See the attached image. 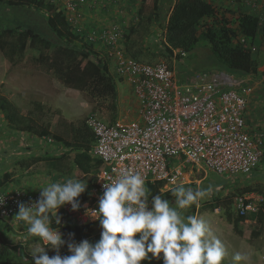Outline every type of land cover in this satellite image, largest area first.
<instances>
[{"label": "built area", "instance_id": "2783aa9c", "mask_svg": "<svg viewBox=\"0 0 264 264\" xmlns=\"http://www.w3.org/2000/svg\"><path fill=\"white\" fill-rule=\"evenodd\" d=\"M85 2L63 0L68 21L78 32L85 29L79 8V3ZM125 35V28L114 24L89 32L87 40L105 50L119 79L133 87L140 115L134 121L112 124L94 114L86 120L94 136L90 154L99 161V167L86 198H78L79 210L73 211L71 205L60 208L62 225L58 227L62 235L67 226L99 222L88 212L98 209L102 185L123 172H139L147 189L150 184L162 183L161 191L167 192L186 185L189 168L240 178L251 176L264 160V135L252 134L246 125L251 88L235 86L226 74L179 84L176 71L166 63L147 64L129 56L123 46ZM173 54L185 57L180 50ZM43 141L49 145L54 142L50 137ZM148 195L151 200L153 195ZM0 197L5 198L0 205V221L17 223L13 220L19 203L31 205L38 201L40 191L0 190ZM263 205L264 196L247 193L235 198L234 209L238 216L247 218L258 214ZM246 223L251 221L247 219Z\"/></svg>", "mask_w": 264, "mask_h": 264}, {"label": "trees", "instance_id": "16d2710c", "mask_svg": "<svg viewBox=\"0 0 264 264\" xmlns=\"http://www.w3.org/2000/svg\"><path fill=\"white\" fill-rule=\"evenodd\" d=\"M0 4L8 8H16L22 12L25 9H33L38 13H45L44 30H38L36 24L30 22L24 26L21 20L13 23L14 25L0 29V51L2 55L14 61L16 58H24L29 50L39 49L46 55L43 59L52 56L50 63L51 71L63 81L66 86L74 81V87L80 91H87L94 98L100 97L108 99L118 97L116 81L111 75L110 65L107 57L94 51L95 44L87 40L90 30L84 29L78 32L68 21V16L64 8L59 9L54 4L44 0H0ZM85 3H79V8ZM143 12H149L147 21H159L165 30V46L174 50L190 53L204 43L209 49V62L211 66L221 67L223 71H237L244 76H256L259 74V53L264 40V16L251 12L241 11L230 15V11L224 7H218L208 0H141ZM171 9L167 23L161 22L165 14V7ZM150 9V10H148ZM144 23V22H141ZM139 26H133L126 30L124 48L128 55L132 53L136 45L132 36L138 31ZM145 37L144 40H146ZM160 40L158 45L160 46ZM207 51V52H208ZM212 56V58H211ZM214 57V58H213ZM0 112L6 115L11 125H16L19 131L32 133L34 127L32 122L24 123L23 118L18 112H11L10 103L7 99L0 97ZM42 137L53 138L55 143L63 144L75 153L74 162L79 173L88 174L94 169L89 168V164L95 160L91 154V146L94 144L92 131L86 122L79 126H72L71 141L61 135L41 134ZM90 154V155H89ZM85 157L79 161V157ZM99 164V161H97ZM88 165V166H87ZM90 167H92L90 165ZM99 167V166H98ZM96 171V170H95ZM0 182V188L2 187ZM162 183L148 186V192L154 195H161L174 201L172 190L162 192ZM1 190V189H0ZM256 189L247 187L244 190L238 189V195L255 193ZM88 193V192H87ZM84 193L83 198H86ZM225 208L226 219L229 223L238 226L250 220L256 225L255 236L259 237L264 229V205L262 210L256 215L247 218L233 214L235 200L233 196L224 198L217 208ZM192 208H196L193 205ZM194 215V214H192ZM53 228L58 226L52 223ZM100 223H92L86 226H67L63 229V237L67 242H80L84 239L95 243L100 239ZM70 233H75L74 239ZM138 235V234H137ZM64 250L69 252L67 243ZM68 255V253H65ZM0 264H17L13 254L7 246L0 250Z\"/></svg>", "mask_w": 264, "mask_h": 264}, {"label": "rangeland", "instance_id": "374dc122", "mask_svg": "<svg viewBox=\"0 0 264 264\" xmlns=\"http://www.w3.org/2000/svg\"><path fill=\"white\" fill-rule=\"evenodd\" d=\"M44 1L54 4L55 7L59 9L63 8V0ZM44 14L45 13L40 14L33 9H25L20 12L19 9H11L0 4V29L12 26L14 25L13 23L21 20L24 26L33 22L36 24V27H38V30L40 29L43 31L46 23L44 17L46 15ZM161 30V27L160 29L157 27L156 29L147 28L146 26L145 28H143V26L140 27V33L142 35L144 33V37H147L146 40L148 41L142 40L145 45L136 43L134 46L132 53L137 55L136 60L147 64H157L160 62L166 63L176 71L179 84H191L194 83V81L203 82L211 79L215 75L216 71L213 70L212 66L209 64V58H207L206 55H209V49L203 42L200 43L194 52L186 53V57H175L173 54L174 49L170 47L167 48L165 46L166 44L163 43V40H161L160 46L156 45L151 48H149L150 46H146L148 43H153L152 35L154 33H159ZM94 51L100 55L103 53L101 46H95ZM44 56L46 57V55L39 49L29 50L26 52L24 58H16L14 61H10L9 59H6L0 51V95L1 93L6 95V92L8 93L9 90L12 89L10 86L6 85V82L9 85L12 79L15 84H24L23 86H19V88L25 92V94L29 92L27 91L29 90V87L32 89L30 90L32 96L28 97L25 95L24 99H20L23 101H18V107H14V111L11 112L20 113V115L25 118L23 119L24 123L28 124L32 122L34 129L32 133H29L28 135L32 136V141H38V146L41 148H43V146L47 147L46 149L51 148V145L46 144L43 141L42 133L49 134L50 136L61 135L68 141H71L72 126L76 127L81 125L86 122L90 115L93 114L97 115L107 123L120 120L122 118L119 115L121 111L130 115V117H128L124 114L122 119L125 118L126 120H129L130 118V121H134L139 118L140 105L134 94V89L130 83H127L126 81L122 82L119 79L116 75V66L111 60H109L111 63V65L109 63V68H112L110 72L116 81L118 97L115 98L112 96L108 99H103L100 97L94 98L87 91L76 89L74 87V81L71 85L66 86V84L61 81L53 71H51V65L48 63V60H51L52 56L50 55L49 58L43 59ZM130 56L133 57L131 53ZM259 62L262 63L264 67V61ZM229 71L234 73L233 76H229L233 80L234 85L237 87H239V85H244L251 88V94H253L259 85L264 86V68L262 71H259V74L256 76H244L241 72ZM261 73L263 75H261ZM219 74L222 75L221 73ZM251 127L253 126L251 125ZM71 157L73 170H70L69 175H64L65 180L69 177L75 179V171H79L73 160V158H75L74 152L71 154ZM84 158L85 157L82 156L79 157V161H82ZM97 161L98 160H93V162L87 166L94 169V166H98ZM90 165L92 167H90ZM94 172L95 171H90L88 175H83V179H85V182L89 185L93 182ZM187 172L188 176L186 179V185H183L184 187H191L195 190L198 187L201 189H207L211 186L212 192L203 197L200 200L199 205H196V208L193 209L191 206L188 209L181 210L182 214L184 217L194 214L198 218L203 219L211 227L213 233L221 239L228 253L223 264H233L232 256L237 252L249 256L248 264H264V229L262 234L259 237H256V225L242 223L235 226L227 221L223 204H221L222 208L216 210L217 206L222 200H224V198L233 196L235 200V198L239 196L238 189L244 190L247 187H251L256 189L255 193L264 196V180H255L252 183L243 185L241 182L242 179L240 178L244 177H240L236 180L235 178L228 176H218L203 168H189ZM254 174L259 175L258 178L264 179V164ZM260 181L263 183H260ZM91 187L89 188L88 186L87 190H90ZM232 211L234 216L237 217L238 215L234 206ZM205 216H208L211 219L207 218L206 220ZM0 224L5 226L6 222L0 221ZM2 231L3 228L0 227V234ZM0 241H2L1 235ZM20 250H25L24 246H21ZM18 264L32 263L22 261L20 263L18 262ZM141 264H149V261L144 260ZM150 264L163 263H158V260L153 259Z\"/></svg>", "mask_w": 264, "mask_h": 264}, {"label": "clouds", "instance_id": "9594fccd", "mask_svg": "<svg viewBox=\"0 0 264 264\" xmlns=\"http://www.w3.org/2000/svg\"><path fill=\"white\" fill-rule=\"evenodd\" d=\"M102 187L98 209L88 212L102 229L95 243L87 239L67 242L59 227H52L53 220L62 225L61 207L71 205L73 211L79 210L78 198L88 188L84 180L52 182L39 188L38 201L19 203L13 221L22 222L27 233L38 238L29 250L32 264H141L144 260L150 264L153 259H162L163 264H223L228 253L221 239L203 219L184 217L181 211L198 206L212 192L211 186L194 190L181 185L172 191L174 201L161 195L149 200L144 177L129 170ZM4 203L5 198L0 197V205ZM69 235L74 239L75 233ZM66 243L71 254L61 256L60 249ZM47 249L57 254L50 257ZM232 261L248 264L249 256L237 252Z\"/></svg>", "mask_w": 264, "mask_h": 264}, {"label": "crops", "instance_id": "0c3cea01", "mask_svg": "<svg viewBox=\"0 0 264 264\" xmlns=\"http://www.w3.org/2000/svg\"><path fill=\"white\" fill-rule=\"evenodd\" d=\"M208 1L214 3L218 7H224L228 9L230 11V15H234L241 11H244L251 12L257 15L262 14L264 16V0ZM141 8V0H86L85 4L82 6L81 9L83 17L82 26L90 31H100L103 28L110 27L114 24L121 25L125 28V30H128L133 26H143V28H145L146 26L147 28L155 29L156 27L158 29H160L161 27L162 30L159 33H154L152 35L153 43H148L146 46H150L149 48H151L152 46H156L158 45V40H160L159 42L163 40L164 43L166 41V32L163 29L164 27H162L159 21H147V16L150 15V11L143 12ZM170 12V7L166 6L165 14L162 16L163 20L161 22L167 23L170 17ZM132 38L134 39L135 43H141V45H145L142 41L145 39L144 33L142 35L140 33V29L135 34V36H132ZM102 51L103 53L100 52L101 56L107 60V55L103 48ZM259 54V61H264V43ZM107 61L108 63H110L109 60ZM210 63L212 62H209V64ZM212 68L216 71L215 75L221 73L233 76L234 74L233 72L223 71L222 68L218 66L213 65ZM263 68V64L260 63L259 71H262ZM110 70H112V68H110ZM261 75L263 74L261 73ZM120 80L122 82H125L122 79ZM6 85L10 86L12 89H10L8 93L6 92V95L1 93L0 97L9 101L11 111H14V107H18V101H21L20 99H24L25 95H27L28 97L32 96L30 94V90L32 89H30V87L29 90H27L29 92L25 94V92H23L19 88V86H23L24 84H15L13 79L11 80L9 85L6 82ZM13 98L16 100H14ZM124 114L127 115L128 113L121 111L119 115L123 118ZM127 116L130 117V115ZM0 117V182L3 183L0 189L3 191H40L39 188L45 187L52 182L63 183L65 181L64 175H69L70 170H73L71 157L72 153L70 149L64 147L63 144L59 143L51 144V150L46 149L47 147L45 146L41 148L40 146H38V141H32V136L28 135V132L19 131L16 125H11L9 123V120L6 118V115H4L2 112H0ZM122 118L116 121H130V118L129 120ZM116 121L110 122V124L115 123ZM246 125L248 130L252 134L262 133L264 135L263 85H259V87L256 88L253 94H251L249 97L248 107L246 111ZM251 125L253 127H251ZM93 146L94 144L91 146V150ZM263 164L264 160L262 164L256 170H254L251 176L244 177L242 178L244 179L243 181H239H241L243 185L252 183L255 180L263 181L264 179L258 178L259 175L254 174L260 169ZM98 166H94V171H97ZM96 171L94 172V174L96 173ZM77 173L78 172L75 171V179H81L86 181L85 179H83V173H79V176L77 175ZM235 179L237 180L238 178ZM262 181H260V183H263ZM92 184H88L89 188L92 186ZM88 191L89 190H87L85 193H87ZM219 209L220 208H217L216 210ZM207 218L209 217L205 216L206 220ZM0 227L3 228V231L0 234L2 237V241H0V250L3 246H7L12 252L14 261L17 264L18 262L20 263L22 261L32 263V257L29 253V250L36 246L35 241L38 240V238L31 237L27 233L26 228L22 222L6 223L5 226L0 224ZM21 246H24L25 250H20ZM47 251L50 257L57 254L52 249H47ZM65 253H68V255L71 254L70 252H66L63 246L60 249V255L64 256ZM162 255L163 254H161V256ZM158 263H163V260H158Z\"/></svg>", "mask_w": 264, "mask_h": 264}]
</instances>
